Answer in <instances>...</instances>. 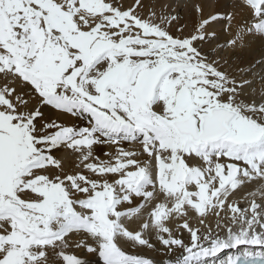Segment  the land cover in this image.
Segmentation results:
<instances>
[{"label": "snow or ice", "instance_id": "snow-or-ice-1", "mask_svg": "<svg viewBox=\"0 0 264 264\" xmlns=\"http://www.w3.org/2000/svg\"><path fill=\"white\" fill-rule=\"evenodd\" d=\"M239 6L246 21L213 45L211 25L235 15L202 3L185 34L171 0H0V264H89L77 249L102 264H205L225 249L223 264H264V54L231 70L219 55L264 40V0ZM99 144L116 151L100 160Z\"/></svg>", "mask_w": 264, "mask_h": 264}, {"label": "bare ground", "instance_id": "bare-ground-1", "mask_svg": "<svg viewBox=\"0 0 264 264\" xmlns=\"http://www.w3.org/2000/svg\"><path fill=\"white\" fill-rule=\"evenodd\" d=\"M121 2L128 6L130 5L133 0H121ZM172 3H179L180 8L178 10L179 14V21L177 24H174L172 26L173 32L179 27H183L184 33L187 34L191 31H193L195 25L198 23V15L195 11L194 5L197 3L204 4V16L207 17V15L215 12L220 13H229L232 12L235 15V19L231 22V28L229 30H225L226 26L228 25V21L226 19H220L217 22H214L211 25L212 31H215L217 33L218 39L217 41L213 42V45L216 43H223L227 41L232 35L235 34L236 28L239 24H242L247 19V10L240 8V1L239 0H188V1H181V0H171ZM203 47L207 51L209 49L208 44H204ZM264 54V40H261L258 37H248L247 40V47L240 49L237 48L236 50L231 49H224L219 52V55L224 57L228 60V64L230 66V70L234 69L237 66V63H239L241 66H247L248 64L253 63L255 60H258L260 56ZM257 71H259V68H257ZM258 87V85H257ZM49 115L52 116V118H56V112L54 110H51L49 112ZM68 117L63 116L61 117L62 121H66ZM71 118H68V121H71ZM76 123H79L76 121ZM120 147H123L125 150H136L138 153H140V145L139 144H132L129 142H124L120 145ZM116 146L111 144H99L95 146L94 149V156L99 157L100 160H108L109 157L105 155V153H115ZM60 158H62V163L64 166V169L66 171L72 172L76 170H82L77 169L76 164V156L72 153H70L66 149H61V151L57 154ZM138 159H143V156L138 155ZM251 190V189H249ZM157 197L162 199V196L157 192ZM243 192H237L235 195L231 196V199L233 201H236L241 204V206H244L243 201ZM140 200L137 199L134 201V203H139ZM151 204L146 205L145 209L142 211L146 214L150 210ZM217 223V218L209 214V216L206 218V224L205 226H211L215 228V225ZM191 224L195 227H200L201 231H203V228L205 226H201L198 223V219L195 217H191ZM170 227L175 228V223H172L169 225ZM129 227L132 229L137 228V223L134 221L131 224H129ZM182 238L187 243L189 240V234L184 231L181 233ZM153 242H155V239L153 237ZM161 246L156 243V248L159 249ZM226 251L232 250V249H225ZM76 254L82 257H86L89 259V264H102L98 260V258H92L90 254H87L83 249H77L75 250ZM130 252L134 254H141L144 255L146 258L153 259L154 261L160 262L166 257L163 255L161 251L148 249L146 247H139V248H130ZM222 252L218 253L214 258H221ZM205 264H207V260H205Z\"/></svg>", "mask_w": 264, "mask_h": 264}, {"label": "rangeland", "instance_id": "rangeland-1", "mask_svg": "<svg viewBox=\"0 0 264 264\" xmlns=\"http://www.w3.org/2000/svg\"><path fill=\"white\" fill-rule=\"evenodd\" d=\"M54 110V109H53ZM55 111V110H54ZM68 118H70V117H68ZM68 118L66 119V123H69V124H71V123H73L74 121L73 120H71V121H68ZM69 151V150H68ZM70 153H72L71 151H69ZM73 155H74V157L76 156V154L75 153H72ZM77 162H76V164L78 165L79 164V161L77 160V159H75ZM53 172L55 171V169H53L52 170ZM52 259L54 260L55 259V257H52Z\"/></svg>", "mask_w": 264, "mask_h": 264}]
</instances>
